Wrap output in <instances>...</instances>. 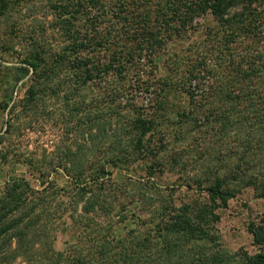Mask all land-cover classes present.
I'll return each mask as SVG.
<instances>
[{"label":"trees","instance_id":"1","mask_svg":"<svg viewBox=\"0 0 264 264\" xmlns=\"http://www.w3.org/2000/svg\"><path fill=\"white\" fill-rule=\"evenodd\" d=\"M31 1L0 0V264H264V216L254 252L218 228L264 199V0H48L39 31L12 16ZM48 103L60 145L14 154L13 121Z\"/></svg>","mask_w":264,"mask_h":264},{"label":"rangeland","instance_id":"2","mask_svg":"<svg viewBox=\"0 0 264 264\" xmlns=\"http://www.w3.org/2000/svg\"><path fill=\"white\" fill-rule=\"evenodd\" d=\"M47 2L48 0H32L31 2L23 3L17 8V12L12 14L13 19H18L16 20L17 23H21L25 29L32 28L33 30L37 29V31H39L40 27H45L48 30L51 25L52 16ZM204 22L207 21H200L201 24ZM14 42L17 43V39H15ZM22 46L24 45H16V49L20 51ZM4 59L8 65L18 64L20 61L18 56L12 54V52H10V54H5ZM0 93L4 95L2 89ZM23 94L24 90L19 89L17 95L16 93L14 95V100L18 101ZM47 112L51 113V116L46 120L41 114H30L24 115L22 118L17 117V119L13 121L17 129L10 134V140H8L7 143L10 145L14 154H24L28 150H38L39 153L43 151V149L52 151L56 145H60L64 138V129L59 118V104L48 103ZM9 118V114L0 111V133L7 128L6 121L9 120ZM2 147L3 146L0 145V149H2ZM17 167V173H20V175L21 173H26V168L24 166ZM11 170V166L3 164V162L0 161V192L6 179L12 174L10 173ZM26 174L27 178L33 180L29 173ZM174 180L175 177H170L164 182L171 184ZM221 213L222 217L218 228L224 245L232 251H238L240 248H244L250 252H254L255 247L252 237L247 230V226L250 220L258 221L264 216V199L256 198L251 189H246L235 199H232L229 206L222 210ZM75 235L76 231L71 227L68 225L62 226L55 237V248L57 250H63L66 243L74 240ZM38 257L39 256H34L35 260L31 264H39L40 260ZM13 264H28V262H26L23 256H19Z\"/></svg>","mask_w":264,"mask_h":264}]
</instances>
